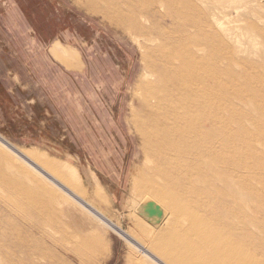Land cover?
<instances>
[{
    "label": "rangeland",
    "instance_id": "rangeland-1",
    "mask_svg": "<svg viewBox=\"0 0 264 264\" xmlns=\"http://www.w3.org/2000/svg\"><path fill=\"white\" fill-rule=\"evenodd\" d=\"M210 42L218 199L214 223L203 217V263L264 264V0H0V236L9 217H58L103 236L94 264L137 258L127 244L144 224L136 204L152 200L166 212L155 228L172 216L148 194L151 162L138 131L152 124L150 92L171 84L187 51L210 85ZM55 47L75 53L78 67L67 69ZM73 198L100 225L84 224ZM5 249L0 237V256Z\"/></svg>",
    "mask_w": 264,
    "mask_h": 264
},
{
    "label": "bare ground",
    "instance_id": "bare-ground-1",
    "mask_svg": "<svg viewBox=\"0 0 264 264\" xmlns=\"http://www.w3.org/2000/svg\"><path fill=\"white\" fill-rule=\"evenodd\" d=\"M208 53L211 57L207 65L210 85L204 87L200 81L202 60H197L193 53L187 51L185 57L178 59L177 68L170 79L171 84L165 81L161 87H152L150 92L151 99L155 101L151 106L152 111L149 108L152 112V124L138 131L151 162L152 178L148 181V194L149 197H157L159 204L172 216L165 228H155L138 214H134L135 219L147 225L136 223L131 232L132 236L127 242L129 255L136 253L138 256L128 264H204L203 247L207 246L204 233L207 229L204 227L203 217L206 212L210 223H214L218 199L215 100L217 75L214 70L213 42L209 44ZM204 88L207 89L206 113L203 110ZM204 123L207 124L206 128ZM54 187L62 191L68 189L61 182H57ZM139 187L135 185V194ZM81 200L73 198L71 201H76L85 211ZM204 200L207 203L206 209ZM140 204L137 203L135 209ZM85 212V216L80 214L84 224L89 228L99 224L95 215ZM58 214L72 221L74 219L66 216L63 211H58ZM165 224L166 220L159 226ZM77 225L72 230L60 218L49 219L42 215L9 217L4 225L9 230L7 237L0 236L7 248L0 256L2 264L4 261L10 264H94L96 256H101L106 250V244L101 239L103 236L100 238L86 232L87 227Z\"/></svg>",
    "mask_w": 264,
    "mask_h": 264
},
{
    "label": "water",
    "instance_id": "water-1",
    "mask_svg": "<svg viewBox=\"0 0 264 264\" xmlns=\"http://www.w3.org/2000/svg\"><path fill=\"white\" fill-rule=\"evenodd\" d=\"M137 214L147 221L151 226L157 227L161 225L167 217L163 209L154 201L145 199L136 210Z\"/></svg>",
    "mask_w": 264,
    "mask_h": 264
},
{
    "label": "crops",
    "instance_id": "crops-1",
    "mask_svg": "<svg viewBox=\"0 0 264 264\" xmlns=\"http://www.w3.org/2000/svg\"><path fill=\"white\" fill-rule=\"evenodd\" d=\"M52 54L55 56V58H57L61 63H63V65L67 68V69H75L77 68V64H78V56L75 53L63 50L62 48L59 47H55L52 50ZM39 148L40 147H36ZM41 149L46 150L48 152L51 153H55L56 152L53 150V148L48 147V146H42ZM93 179V177H92ZM95 180V179H94ZM93 180V181H94Z\"/></svg>",
    "mask_w": 264,
    "mask_h": 264
}]
</instances>
